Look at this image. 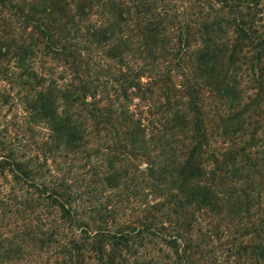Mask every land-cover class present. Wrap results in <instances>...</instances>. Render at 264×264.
Wrapping results in <instances>:
<instances>
[{"label":"trees","instance_id":"trees-1","mask_svg":"<svg viewBox=\"0 0 264 264\" xmlns=\"http://www.w3.org/2000/svg\"><path fill=\"white\" fill-rule=\"evenodd\" d=\"M1 83L0 264H264V0H0Z\"/></svg>","mask_w":264,"mask_h":264},{"label":"rangeland","instance_id":"rangeland-1","mask_svg":"<svg viewBox=\"0 0 264 264\" xmlns=\"http://www.w3.org/2000/svg\"><path fill=\"white\" fill-rule=\"evenodd\" d=\"M171 96H174V93ZM148 102L150 101L136 100L135 104H138L140 107L143 106L144 108L150 104ZM35 103H36V97L31 94L28 88H25L19 84L18 85H15V84L6 85L4 83H1L0 85V130L5 128L9 130L11 135L22 136L24 131H21V126L24 125V121L25 119L27 121V118L23 117V115L21 114L20 108L23 109L24 106L28 107L29 104L32 105ZM166 103H168V101L166 100L165 96L162 94L155 101L151 102V105L156 104L159 109L161 106L164 107ZM171 103L173 104V106L175 104L176 105L178 104L177 102L175 103L171 102ZM162 110H165V108H162L161 111ZM153 111H154L153 113L156 112V110H153ZM37 119H39L40 122H46V120L47 121L49 120V119H45L44 115H41V117L40 116L36 117L34 121H37ZM39 126L40 127L34 128L33 134L26 133L27 136L33 135V137L37 140H40V138H43L45 134L41 132V126L43 125L40 124ZM139 165L142 168H145L144 161H142Z\"/></svg>","mask_w":264,"mask_h":264}]
</instances>
